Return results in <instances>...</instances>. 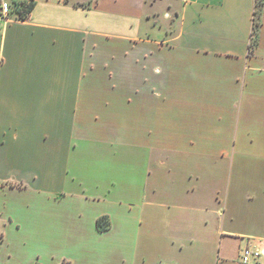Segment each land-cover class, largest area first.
Masks as SVG:
<instances>
[{
    "label": "crops",
    "instance_id": "crops-1",
    "mask_svg": "<svg viewBox=\"0 0 264 264\" xmlns=\"http://www.w3.org/2000/svg\"><path fill=\"white\" fill-rule=\"evenodd\" d=\"M33 2L0 23V264H155L158 227L163 264H264V0Z\"/></svg>",
    "mask_w": 264,
    "mask_h": 264
},
{
    "label": "rangeland",
    "instance_id": "rangeland-1",
    "mask_svg": "<svg viewBox=\"0 0 264 264\" xmlns=\"http://www.w3.org/2000/svg\"><path fill=\"white\" fill-rule=\"evenodd\" d=\"M167 26L169 28H175L174 24L170 23V20L168 21ZM157 229L158 230H155V232L141 233L140 247H142L141 252H143L147 259L152 261V263L154 262L155 264H163V249L160 248L163 246V227H158ZM108 243L109 241L104 242V244Z\"/></svg>",
    "mask_w": 264,
    "mask_h": 264
},
{
    "label": "built area",
    "instance_id": "built-area-1",
    "mask_svg": "<svg viewBox=\"0 0 264 264\" xmlns=\"http://www.w3.org/2000/svg\"><path fill=\"white\" fill-rule=\"evenodd\" d=\"M14 0H0V23L5 24L11 20L18 19L14 15ZM263 255L260 248L245 246L239 256V264H259V259Z\"/></svg>",
    "mask_w": 264,
    "mask_h": 264
},
{
    "label": "trees",
    "instance_id": "trees-1",
    "mask_svg": "<svg viewBox=\"0 0 264 264\" xmlns=\"http://www.w3.org/2000/svg\"><path fill=\"white\" fill-rule=\"evenodd\" d=\"M14 4L16 6L15 8V13L14 15H16V18L18 19H24L26 18L30 11L32 10L33 6H34V2L33 0H14ZM254 14H255V19H254V27H253V33L256 34L257 32V27L259 26V16L261 14V2L259 1L257 3V6L254 10ZM254 41H252L250 43V47H252L254 45ZM97 227L99 230H104L108 227V221L105 217H100L97 220Z\"/></svg>",
    "mask_w": 264,
    "mask_h": 264
}]
</instances>
